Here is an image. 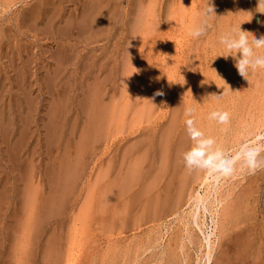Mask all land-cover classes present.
Instances as JSON below:
<instances>
[{"label": "rangeland", "instance_id": "obj_1", "mask_svg": "<svg viewBox=\"0 0 264 264\" xmlns=\"http://www.w3.org/2000/svg\"><path fill=\"white\" fill-rule=\"evenodd\" d=\"M91 1L95 2V0L94 1L91 0ZM91 1L90 0H0V193L4 194V196H5V202L1 203V211H0V220L1 221L0 222H2L3 219H5L6 221L11 219L15 223L16 220H14V217L16 216V218H17V216H20L23 214L24 210L22 211L23 207L21 205V203H22V196H21L22 194L21 193L23 190H25V189H27L33 185L34 188H36V190L38 189L37 190L38 200L41 201V199L43 200V198L45 196L47 197V194H49V192L51 194H53V192L49 191V189L50 190L53 189V191H57L56 194H58V195L63 196L64 194L65 195L67 194L69 196L63 197V198H65L64 204H63L64 208L62 205H61L62 208L61 207H60L61 209L59 208L60 210L64 209L63 212L60 211V214L53 215L55 217H53L51 215L52 218L50 216L48 218H46L45 220H47L48 222L43 221L45 223L44 225H42L43 224V222H42L41 225L43 227L41 228V226H40L39 229H40V232H42L43 230H44V232H42V234H41V237L39 239L40 241H38V239L36 240V242H35V240H32L34 243L32 241H30L31 245H29V247L24 246L25 254L28 253V251H31L33 249L32 245L35 247V249H33L32 252L34 254H36V253L37 254L35 255L36 257L33 256L34 260L32 262L29 260L30 263L35 262L33 264H37V262H38L39 264H47V263L48 264L49 263L50 264H54V263L56 264L58 261L59 263H57V264H64V262H65V264H85V262L83 263V261H84L83 256H84V253L86 250H87L86 251L87 253L90 252L92 254H95V253H93V251H96V252L101 251V253H102V251L109 249L110 246H112V245L114 246V244H116L117 241L118 242L120 241L121 243H119L118 245L121 244L122 246L123 245L126 246L129 243L130 244L133 243V244H135V245H132L133 248L135 246L136 247L138 246L137 247L138 249H136V247L133 249L131 247V245H128V249L132 248L129 250L131 252H132V250H133V252L134 251L135 252L134 253L132 252L134 254V257H132L133 254L130 253V251L128 250L127 258H128V260H134L132 258H137V259H135L137 261L136 264H146L145 262H147L149 264L148 260H146V259H149V260L151 259L150 264H158L159 260L160 261L164 260V261H162V263L160 262V264H169L170 263L169 261L172 260V256L166 257V255H167L166 252L162 255V254H160L159 251L161 249L163 250L162 247L166 248V246H164L165 244L168 245L169 238H170L169 237L170 234L168 232L171 230V234H172L173 232H176L178 230V227L176 228L177 223L173 224L172 227L169 228V231L166 232L167 234L166 233L164 234L165 237L163 239H161L162 241L161 240L158 241V243H161V244H158L157 242H155L156 236H154V239L152 237L153 235L150 236L152 233L155 232V230H154V232L151 231V233L149 235V232H148V230H150L149 228L150 227L153 228L155 224L152 222H149L151 220L150 216H149L150 214L145 209H143L144 212L146 211L144 215H146V218L148 220L142 214L143 210L141 211L142 212L141 216L139 213L136 214V213L131 212V214H130L131 217L130 216L127 217L129 219V221H126V220H128V219H126L124 223H126V225H128V226H126L124 223H123V225L125 226V228L127 227L128 231H127V229L124 228V226L121 227L122 230H126L127 232L126 231L123 232L120 228L119 229L120 233H118L119 232L118 229H117L118 232H117V230H113L111 232V234L108 232H104V231H103V233L102 232L99 233L100 226L97 227L98 225L94 226V224L91 223V226H93V228H92V227H89V225H90V223H89L85 229V231L86 230H88V231L85 233L89 234V231H90L91 237H89V238H91V239H89L88 237L84 238L85 240L89 239V241L84 240L85 243L87 242V244H85L84 241L82 242L83 239H79V238H77L76 240L71 239V241L70 240L69 241L70 242L73 241L75 243L74 244L72 242V244H74V246L72 245L73 247L71 245H69V243L66 244V242H68L67 240L69 239L68 235L65 236V234H67L66 232L68 231L67 228H69V227H67L68 225H66V224L68 223L70 225L72 223L73 224L76 223L77 225H80L78 223V221L75 220V217L77 216V212H78L77 210H79V207L83 204V201L86 198V195L88 193H90L93 189L94 190L92 193L98 192V190H97L98 187H95L100 182L97 180L99 178L98 175L101 176V174L104 173L107 168H110V170L109 169L107 170V172L110 171V173H108V175H107L108 177L106 176L107 177L106 179L107 180H111V178L113 179L114 178V170H115L114 168H116V166H117V168L119 167L117 164H119L120 160H122L120 157L122 156V154L125 151L124 146H126V144L129 145L130 142L131 143L134 142L133 140H135L134 138H137V136L140 138V135L142 134V132H143V135H141V137L144 136V134H145V137L148 136L147 131H148V133L150 132L149 136L146 138L147 139L152 138V140H148V141L150 143L152 141V146L155 144L153 146V148L155 147V149H156L157 145H156V141H155V143H153V141L157 140L158 138H161L158 140H162L163 139L162 134H164V130L166 129L164 127H168L169 125L172 126L171 131L173 132V134H175L172 136V133H171V137L168 136L169 138H171L170 145L172 146L176 140H179V137H180L179 134L186 131L185 126H183L182 129H180V128L182 127V125H185V120L187 119L184 115V112H185L184 110H185V106H186L185 105L186 102H184V100L189 99L188 95L184 91V85H183L184 83L183 82L185 81V83H186V81H189V80H187V78L189 79V76H191L190 80L191 81L193 80V82H194L193 84L195 85L196 88H198L199 86H201V85H199V83L204 84L207 82V80H209L208 81V84H209L210 81L213 80L212 76L215 77V72H213L214 70L218 73V72H220V70H218V69H220V67L222 68L224 66V68H225L227 66V65L219 66V63H218L219 68H218V66L216 67V65H217L216 63L219 62L217 58H220V57H217L214 60L212 58H214L218 55L224 54L223 46L219 44V36L221 35L222 32L227 31V29L224 28L223 26H227V28L229 29V28L236 27L237 24L239 25L240 22H242L239 20H242L245 17V15H244V17L242 16L243 11H245V7H244V4L241 3L242 0H241V2H240V0H228V1L227 0H220L221 2L219 0H213V4L215 6V13H216L217 17H213L209 20L210 27H209L207 33L204 36L196 39V38H192V37L188 36L187 27H189V25H190L189 20H187L188 16H185V14L181 15L182 16L181 18H180V16H178L180 18L179 19L180 21L177 19L178 22L176 19H174L172 17L176 16L174 9L180 8L182 5L185 7L184 4H188L191 1L193 3V4L191 3V6L192 5L193 6L189 7V9L191 8L190 11L195 14V17H194V20H196L195 23L198 22L200 19L199 14L205 5V0H157L158 1L157 4H159V5L156 4V2H155L156 0H150V2L147 1L148 3L144 0H142L143 4L140 3V2H142L140 0H139V2H137L136 0H134V1L132 0L134 2V4H132L133 2L130 0H127V1L126 0H107V1L104 0L105 1L104 7H103V4L101 3L102 7H100V8L98 7V4L95 5ZM216 1H218L220 3H217ZM224 1H226V4L228 5V7ZM244 1H246V0H243V2ZM247 1L251 2V3H253V2L258 3V0H247ZM90 2L92 3V5H90ZM107 2H108V6H107ZM130 2H132V3H130ZM150 3H151V6H149ZM45 4H47V5L51 4V5L48 7H45L46 6ZM145 4L148 6H146ZM155 4H156V7L158 6L157 7L158 12L151 10V8L153 9V7H154V9H156ZM224 4H225V6H224ZM114 5H116L117 8ZM140 5L141 6L144 5V7L142 6L143 8L141 7L142 10L139 8ZM195 5H197V6L194 7ZM241 5H243L244 9ZM41 6L42 7L44 6L46 8V10H47V8H50L51 11L48 9V11H49V13H48L44 9V7L42 8ZM59 6H61V7H59ZM145 6H146V9H145ZM218 6L219 7L222 6V7L218 8ZM226 7H227V9H226ZM223 8L226 12L223 10ZM117 9H118V12H117ZM171 9H173V10H171ZM197 9L200 11L199 13H197V11H198ZM32 10H37V13H35V15H34L35 17L33 16L34 13L31 14ZM93 10H95V11H93ZM169 10L172 11V13H170V12L169 13L172 14L173 16L167 13ZM194 10L196 11V13ZM218 10L220 11V13H219L220 15L218 14V12H219ZM258 10L264 12V7L258 8ZM258 10H256V14L260 13V12H258ZM138 11H139V13H138ZM149 11L151 13H153V11H154L155 12V13H153L154 16L156 15V12H157V15H159L160 13H162V14L159 15V17H157L159 19H156V17L154 18V16L152 17V15H150V14H149V18H148L147 14L150 13ZM92 12H94V13H92ZM97 12H99L100 14L99 13L96 14ZM179 12H180V10H179ZM44 13H46V15H44ZM126 13L127 14L129 13L128 16L126 15ZM248 13H251V11ZM29 14L31 16H29ZM55 14H57V15H55ZM92 14H93V16L97 15L98 17L97 16L93 17V16H91ZM187 14H189V12ZM262 14L260 15L261 16L260 19H261V22H264V17H263L264 13H262ZM39 15H42V16L39 17ZM142 15L145 17V18L143 17L144 20L147 18V21H144V23H146V22L148 23V20H150V19H151L150 21H153V23L151 22V25L149 23V25L151 26L150 28L148 26L146 27V25H148L147 23L145 24V33L146 34H142L145 42L143 39L140 41V38H141L140 33L141 32L139 33V35H137V33H135V30H136L135 27L136 26L133 27L135 25V22H136V24L139 23L138 26L141 25V22L143 21V19L141 18ZM224 15L225 16L227 15V19ZM87 16L91 17L92 19H94L96 17L97 18L92 21V20H89L91 18H88ZM135 16H137L139 18H136ZM150 16H151V18H150ZM169 16L172 18V20L174 22L176 20L175 23L171 22L172 24L174 23L173 24L174 26H172V24L169 22V21H172L169 18ZM221 16L225 17V19L222 18L225 20V21L223 20L225 22L223 24V26H221L223 22L220 21V19H219ZM239 16H242L243 18L241 19V17H240V19L238 18L239 20H237V17H239ZM84 17H85V19L88 18L87 19L88 21L87 20L84 21L83 20ZM134 18H136V19H134ZM175 18H177V17H175ZM138 19H139V22L137 21ZM140 19H141V21H140ZM154 19L156 20V22L154 21ZM181 20H184V21H182V23H181ZM237 21L239 23H237ZM244 21H246V18H245V20H243V22ZM219 22H221V24ZM261 22L259 21L258 23L263 26L264 24H262ZM176 23H178L179 26H181V27L175 26ZM248 23H249V25H248ZM256 23H254L253 20H251L250 22H244L241 24V28H242V30L245 29L246 31L252 32L255 35L256 34L255 30L250 31V29H252V28H249V27L251 25L253 26ZM155 24H156V26H155ZM152 25H154V26H152ZM183 25L186 28H182ZM243 25L246 27L244 28ZM171 26L174 28H172ZM154 27L156 28L155 30H154ZM129 28H131V29L128 30ZM219 28L221 29L222 32H220ZM132 29H135V30L133 31ZM146 29L147 30L151 29L152 31L148 32ZM223 29H225V31ZM132 32H133V34H131ZM150 32H153L154 34L150 33ZM262 32H263L262 35H264V31H262ZM149 33L152 34V36L150 35V37H149V35H148ZM156 34H158V35H156ZM133 35H135V36H133ZM144 35H146L147 37ZM155 35L157 36V38ZM255 36L257 37V35H255ZM151 37L153 38V40H149V39H152ZM249 38H251V36ZM257 38H259V37H257ZM133 40L135 42V45L137 44V40L140 41L138 43L139 45L137 44L139 46L137 49V52L140 53L138 57L141 60V62L142 61L145 62L142 64V66L146 65L145 66L146 68H143L140 71H143L144 69H149L150 66L152 67V68H150V70L152 69V71L156 70L155 68H157L156 72L155 71L154 72L157 73L156 77L158 79L156 80V77H155L154 85H153V81H152V86H153V88H155L156 87L155 85H157L158 88L156 87L157 88L156 92L159 91L162 93V95H155L154 94V96H153L152 93H149V94H148V92L142 93L141 89L143 86L141 83L139 84L138 82L134 85V88L132 87V89H130V92H133V94H136L135 95L136 97L144 94L143 95L144 99H146L147 96L149 97L150 95H152L154 97V99L156 100L155 101L156 105L154 104V107H156V108L153 107L154 110H152V111L150 110L148 116L141 117V120L139 118V120H140L139 123L137 122L138 123L137 125H136V123H134L135 124L134 125L132 123H130V124L126 123L128 121L132 122L131 116L133 118V115L130 116V114H134L132 111L134 110V108H136V104H135V106L131 104L130 105L131 109H129L130 112H128V109H127V112H126L127 114L124 115L127 120H125V118H123V121H125L123 123V125H125V126H122V128L124 127L123 129L120 128L122 130V132H121V130H118L120 133L115 132V129H114L115 127L113 125L114 123L108 122V126H107V124L105 125V128H104L105 130L102 128L104 132H102V130L101 131L99 130V132L96 133V136L95 135L93 136L96 139H94L92 137L94 139V140H92L90 138L91 139L90 141H93L92 143L89 142V139L88 140L86 139V140L90 144L86 145V143H85L86 141L83 142V145L84 144L86 146L89 145L88 147H85V146L81 147L79 145L81 149L80 148L77 149L78 148L77 146H78V144L81 143L80 141L82 138V134L80 132H83L84 127L86 125L85 123H87V121H88V119L86 120V118H87L86 116L89 114L88 112L91 111L90 106L94 105L95 101H98L99 97H97V99L95 97L96 96L95 94L98 93V89H100V91H101V92H99L102 94L101 98L105 95L100 100L104 101L105 98L107 100V98H110V96H111V98L108 99L109 101H107V103H109L110 101L113 102V104L110 102L111 103L110 105H112V106L114 105V96L115 97L117 96L115 98L117 101H119L121 98H123V97H121L122 94L124 93L122 91H123V89H126V88H124V87H126V85H124V79L122 78L123 77L122 71L124 69V66H126V65L122 66V63H124L122 61H125V62L127 61L126 60V53H127V56H129L128 55L129 51L127 52L125 50L130 48V43ZM142 41H143V45H142ZM141 46H142V51H141V49H139ZM196 46H198L197 49L195 48ZM193 49H196V50H193ZM191 50H193V51H191ZM216 51H218V52H216ZM124 52H125V55H124ZM260 52L262 54L261 56H264V49L262 51H260L258 49L257 55H259ZM143 53H144V57H143ZM192 56H194L195 58L194 57L192 58ZM122 57H123V59H122ZM145 58H146V60H145ZM197 58H202V59L198 60ZM221 58H223V57H221ZM212 60H213V62H212ZM188 62L189 63L192 62V63H190L191 65L188 64ZM195 63H196V65H195ZM212 65H213V67H212ZM220 65H221V63H220ZM122 67H123V69H122ZM207 67H209V68H207ZM231 67H233L234 70L236 69L234 67V61H232L231 65L229 64L227 66V68H231ZM204 69H206L209 73ZM212 69H214V70H212ZM190 71L191 72L194 71V72H192V74H191ZM210 72H212V73H210ZM250 72H252V71L250 70ZM250 72H249L250 78L248 76V80H245V81L241 77L238 78L240 76L238 74V72L236 74L234 73L235 78H234L232 83L235 84L233 88H235L236 90H235V94H233V96L235 97L237 95L236 96L237 99L241 98L240 96H242V98H244V99H242V100L238 99L239 100L238 101L236 98L233 97V98L229 99V100L232 99L231 101H226V104H225L226 107L225 106L223 107L224 108L223 111H225V109L228 110V108L230 107L231 109L229 108V110L228 111L226 110V111L228 113H230L232 111L234 114V115H232V113H230L231 115H229V117H230L229 121L232 122V123L231 122L229 123V124H231V126L228 123H227L228 125L217 123L216 126L219 127V132L217 130L218 128H216L215 131H213V138H215L214 139L215 143H217V145L216 144L214 145V148L219 149V146H218L219 144H221L220 147L223 145L225 146V144H226V147L224 148L225 150L223 149L224 151L222 149H219L220 151H222L224 153L225 159H228V158L230 159L233 156H235L234 153H236L241 148V146H243L245 144L255 146L259 142L260 143L264 142V137L256 138L257 137L256 135L258 132L261 131L262 134L264 133V114H263L264 113V104H263V102H264L263 101L264 100V91L262 90V89H264L263 88V85H264V83H263L264 77L263 76L264 75L261 74L264 72V69H258L257 71H255L256 74H252L255 72H252V73H250ZM142 73L144 74L145 70ZM193 73L196 76V78H195V76H192ZM199 75L201 76L202 80H200ZM203 75L204 76L207 75L209 77L204 79L205 77H203ZM236 75H237L238 80L241 79L240 81H238L236 79ZM259 75L261 77H259ZM210 76H211V79H210ZM255 76H257V78L259 79L260 82L263 83V85L257 81V78ZM251 77L253 80H251ZM183 78L185 80H183ZM194 79L196 81H194ZM203 79L206 81L204 82ZM121 80H123V81H121ZM235 80H237V82H239L238 86H241V87L244 86L242 88L243 91H241L242 89L240 90L241 87L237 88L238 83ZM247 81L249 82V84L247 83ZM252 81L254 82L253 84H252ZM120 82H123V83H120ZM197 82H198L199 86H197L195 84ZM256 82H258L259 85H262V87H261L262 89L261 88L259 89V85L258 86H257V84L255 85ZM211 83H212V81H211ZM241 83H242V85H241ZM243 83H245V84L243 85ZM96 85H98L99 88ZM245 85H246L247 89H248V87L251 88V86H253L254 90L257 91V93H260L261 91L263 92V93L259 94V96L257 97L258 101L256 100V102H258V103H256L255 101L251 102V98H247L249 95H250L249 97H251V95L253 93H255V91H251V89H250V91H249V89L247 91ZM120 86L123 88H120ZM91 87H93L92 91H94V92H95V88L96 89L98 88L97 92H95V93L93 92L94 95H92L93 93L90 91ZM150 88L152 89L151 85H150ZM256 89H258V90H256ZM87 91H89V93H87ZM237 91H238V93L242 92L241 94H239L240 96L238 95ZM130 92L128 89L127 95L128 94L130 95V96L128 95L129 98L130 97L134 98L135 96L132 94L134 96V97H132ZM134 92H138V93H134ZM103 93H106V94H103ZM86 94H88V95H86ZM84 95H86V96H84ZM89 95H90V97H89ZM91 95L95 98H93ZM246 95H247V97H246ZM87 96H88V98H87L88 101L85 98ZM107 96H109V97H107ZM112 96H113V98H112ZM260 96L263 98V100H262V98H260ZM140 97H141L140 101H142L143 97L142 96H140ZM118 98H120V99H118ZM178 98L182 99L181 104H183V105H181V106H183V110L181 109L178 112L179 115H177V116L179 118L180 114L183 112L181 115H184V116H180V117H185V119H183V118H180L181 120L178 119L180 121V124H179V121L176 118H174V122H173L174 124L172 125V123H169L168 121L170 120V122H172L171 120H173V117L175 114H174V111H172V113L170 111L176 108V106H174V101H176L175 102L176 104H178L181 101L180 99H179V101H177ZM83 99L84 100L86 99V101L81 102V101H83ZM90 99H94V100H91L93 103L91 101H89ZM243 100H246V101H243ZM234 101H235V103L233 104ZM260 101H261V103H260ZM89 102L92 103V105L89 106L88 105V104H90ZM237 102L239 104H242L241 108ZM81 103H83V106H81L82 105ZM254 103H256L258 106L262 105L263 107L262 106L258 107L257 105H255L256 106V108H255ZM227 104H229V106ZM252 104H253V106H252ZM237 105L239 108L236 107ZM243 105L245 108L243 107ZM246 105H248V107ZM62 106H63V108H62ZM58 107H60L61 109ZM85 107H87V109H89V111ZM130 107L128 106V108H130ZM54 108H56V110H54ZM57 108L59 109L58 113H57V111H58ZM82 108L86 109V111L88 113V114H86V116H85L86 112H84L85 110ZM247 108H249V109L247 110ZM253 108L257 112H255L253 110ZM260 108H261V111L263 110L262 112H260V111L258 112V110ZM50 109L52 110L53 113L55 112V114L51 115L52 112H50L51 111ZM169 115L172 116L171 117L172 119H169ZM177 123H178V125H177ZM5 124H7V125H5ZM127 124L131 125V126H128ZM132 125H134V127ZM156 126H157V128H156ZM224 126H227V128H229V130L227 131V128ZM125 127L126 128L129 127L128 128L129 130L127 129L128 130L127 131ZM144 127H146V128H144ZM220 127L222 130L220 129ZM162 128H164V129H162ZM225 128H226V130H225ZM54 129H55L56 133L53 132ZM133 129H136L137 131L136 130L133 131ZM180 130H182V131L180 132ZM230 130L233 132H237V133L233 134V132H230ZM51 131H52V133H51ZM123 131H125V132L123 133ZM177 131H179V132H177ZM58 132H60V133H58ZM154 132L157 134H155ZM215 132H218L217 135H215L216 137H214ZM139 133H141V134H139ZM150 134H152L151 135L152 137L150 136ZM176 134H177V137H176ZM182 134H181V136H182ZM229 134H232V135L230 136ZM236 134H238L237 137H235ZM155 136L156 137L162 136V137L155 138ZM173 137H174V139L176 138V140H173L172 139ZM231 137H232V139H231ZM83 140H85V139L83 138ZM130 140H132V141H130ZM158 140H157V143H158ZM190 140H191V138L186 141L187 142L186 145L189 144L188 141H190ZM216 140H218V141H216ZM191 142H193V143L191 144ZM191 142H190L191 145L189 146L190 148L194 144L193 140H191ZM159 143H161V144L158 145V147H157L158 149H156V150H159V149L161 150L160 147H161V145L163 147L164 140L162 142L160 141ZM186 147H188V145L185 146V149H186ZM82 148H83V150H82ZM188 148L186 149V151L190 150V148L189 149ZM77 150H82V152L84 151L83 152L84 154L81 151H80L81 152L80 153ZM77 153H78V156L83 154L82 156H80V157H84L83 160L81 158H80L81 161H79V159H77V157H76ZM155 154L156 153H152L151 157L154 156ZM156 155L159 156V154H156ZM151 157H149V158H151ZM260 157L262 159H264V150L261 151ZM149 158H148L146 163L150 162ZM155 158L156 157L154 156V158L151 159V161L156 162V160L157 161L160 160L157 158L155 160ZM68 159L71 162L73 160L74 161L72 163H70V165H69L68 162H70V161ZM75 159H77L78 161ZM62 161L63 162L65 161L66 162L65 164H67V163L68 164L65 165ZM118 161H119V163H117ZM155 162H153L155 165L160 164L159 163L160 161L158 163L157 162L155 163ZM61 163H62V165H60ZM73 163H75V164H73ZM76 163H79V164H76ZM238 163L240 164V162H237V164ZM71 164H73L74 166L76 165L75 168ZM239 164L237 165V167L239 169L237 170V167L235 165L236 170L232 174V175H235L238 172V175H236L234 177L232 175H231L232 177L222 175L221 178H219L220 184H222L225 181L227 182V183L225 182L224 184H222L223 189H224V187H226V188L231 187L235 191H237L236 189L240 188L241 185H242L241 187H243L244 183L246 184L248 179L250 181H252V179L249 177H252L254 173L250 174L247 171V169H244L242 171L241 166H239ZM108 165H109V167H108ZM59 166H60V168H61V166H63L66 169H70V172L67 170L68 176H65V177H69V179L71 178L70 180L67 181V178H62V179L59 178V180H58V177H60L59 172H60V174L62 172V171H58ZM72 169H73L74 173H75V171H76V173L75 174L73 173V175L71 177ZM104 169H105V171H103ZM263 169L264 168H260V169H258L259 171L257 170L255 172V175H256V173L258 174L256 177L257 178L256 182L258 183V181H259V183H258V185H256L257 183H255L256 189L254 190V193L252 196V201H253L252 204L256 202L255 205H257V209L255 212V215L257 217V222L260 225L262 224L261 226H264V170ZM240 170H241V172H240ZM53 175L57 176V177H53ZM55 179H56V182L54 181L55 183L60 182L59 184L61 185V182L65 181L66 184L63 185L64 184L63 183L61 186H58V184L56 185L53 182V180H55ZM64 179H66V180H64ZM260 179H262L261 180L262 182L260 181ZM227 180H229L230 182ZM70 182H72V184ZM96 182H98V183H96ZM231 184H232V186H231ZM53 185L57 186L56 190L54 189ZM66 185L70 186V187H68V190H65L67 188ZM98 185L100 186L101 183H99ZM228 185H230V186H228ZM56 186H55V188H56ZM64 186L66 188H63L62 190H60ZM236 186H237V188H236ZM51 187H53V188H51ZM258 189H260V190H258ZM39 190H41V191H39ZM198 190L202 191V188L201 189L198 188ZM47 191H49V192L47 193ZM60 191L61 192L64 191L65 193L62 194ZM232 196H230V197H232ZM146 198H148V197H146ZM253 198H255L256 200H253ZM258 198H259V201H258ZM173 200H174V196H173ZM175 200H176V198H175ZM172 205L175 207L174 202ZM173 206L171 208H173ZM257 210H258V212H257ZM61 214H63V215L59 216ZM137 216L138 217L140 216L141 219L143 217L146 221H148L149 224L145 223L144 219H143V221H141V219H139ZM58 217H59V219H58ZM60 217H62L64 219L62 220V218H60ZM132 217L135 219H132ZM213 218H215V220L218 218L216 213H215V216H213ZM60 219H61V221L65 222V223H63V222L61 223ZM138 220H140V222ZM58 221H60V222H58ZM207 221H209L210 231L214 232V234H212V239H214V237L216 236V232H218V227H217V225H216V227L214 226V223L210 221V217H208ZM254 221L255 220L253 219V221H251V222H254ZM158 222H156V223L158 224ZM5 223L4 222L2 223L3 228H0V231H1V229H2V231H4L3 229L6 228ZM57 223H58V225L55 226ZM131 223H133V224H131ZM248 223H250V222H247L246 224H248ZM53 224H55L54 227L52 226ZM59 224H61V225H59ZM242 224H245V223H242ZM49 225H50V227H49ZM131 225H137V227H140V228L138 229L136 226L135 227L133 226V229L131 230L130 229ZM140 225L141 226L143 225V226L141 227ZM0 226H1V224H0ZM58 226H60V228L62 230H64V231H62V233L60 232V230L56 231L59 228ZM62 226H63V228H62ZM241 226H243V225H241ZM244 226H243V228L240 227L241 231H244L243 234L245 233L244 229L250 228V225L245 226V227ZM52 227L55 230V236H58L59 232L61 234V235L59 234L61 239L59 238V241H57V244L54 242L55 240L53 242L48 241V240H51L50 235H52L51 233L54 232V231H52L50 233V229ZM56 227H58V228H56ZM64 227H66V228L64 229ZM95 227L97 228V230H95L96 229ZM147 227H148V229L146 230ZM8 228L9 229L6 228L5 231L6 232L9 231L10 232L9 235H11V233H12L11 242H13V239L15 237L14 236L15 235L14 234L15 229H12L9 226H8ZM131 228H132V226H131ZM66 229H67V231L65 232ZM142 229H145L146 231L142 230ZM240 229L236 228V231L237 230L240 231ZM45 230H46V233H45ZM51 230H53V229H51ZM93 230H94V233H93ZM263 230H264V227H263ZM263 230H262L263 237L261 240V242L263 241V243H260L261 245L264 244V231ZM95 231L97 233H99V235H97V233ZM114 231H116V232H114ZM121 231L123 233H121ZM241 231H240V234L242 233ZM248 232L250 234L252 233V231H250V229ZM113 233H115V234H113ZM247 233L244 235L245 236L247 235V237H248ZM62 234H64V235H62ZM88 234H87V236H90ZM101 234H103V235H101ZM158 234H160V233H158ZM194 234L197 235L196 238H200L199 237L200 233L198 231H194ZM240 234H239V236H240ZM192 235H193V233H192ZM64 236L67 237L68 239H66ZM84 236H86V235H84ZM84 236H81V237L83 238ZM63 237H64V244H63V241H61V240H63ZM78 237H80V236H78ZM148 237L149 238L152 237V239H153L152 245H154V248H150L147 246L151 240ZM119 238H121V239L124 238L123 241H124V243H127V244H124V243L122 244L123 241L119 240ZM143 238L144 239L148 238L149 241L146 239L148 242H145L147 245L143 244L144 243L143 241H146ZM44 239H46V241ZM129 240H131V242ZM141 240H143V241H141ZM199 240H197V241H199ZM216 240H218V239H216ZM240 240H241V242H239V243L241 244L243 242V239H241V237H240ZM42 241H44V243H42ZM60 241H61V243H59V245H60L61 250L59 251V249H57L56 247H59L57 245H58V242H60ZM166 241H168V242H166ZM45 242H46V244H45ZM48 242H51V244H52L51 249L48 248V246H46L48 244ZM139 242H142L143 246L146 245L147 247L146 246L141 247L140 246L141 243H139ZM23 243H25V242H23ZM89 243L91 245H88ZM194 243H196L195 246L188 243L189 245L188 246L186 245V246L189 249L187 247L186 248L183 247V248H181V251L179 250V248L174 249L173 247H170V248L176 250V254L179 256V257L176 256L175 258L178 257V259H173V261H171V264H190L191 263L190 261H192V260L194 262L192 261L191 264H196L195 261L197 260V258L199 259V257L196 255L197 253L195 252V250L198 249L196 247V245L199 247V244H197V242H194ZM217 243H218V241H215L216 245L214 247L215 248L214 251L217 249L216 248ZM55 244H56V246H54ZM77 245H79V247ZM80 245H81V250H80ZM261 245H259V246L261 247ZM30 246H31V249H30ZM40 246H41V248H40ZM53 246L58 251H53V250H55L53 248ZM70 246L72 249L74 247L76 249L74 248V250H72V249H70ZM96 246H98V248L100 250L99 249L97 250ZM26 247L29 250H27ZM84 247L87 249H85ZM194 247H196V248L194 249ZM52 248H53V250H52ZM89 248H91L92 250ZM263 248H264V246H263ZM263 248L262 247L260 248L261 252H259V253L255 251L256 248L254 250L251 249L250 251L246 250L247 252L245 250H243L244 252L248 253L247 256L245 255L246 253H244V257L246 259L242 258L241 260H239L237 258L233 259L234 258L233 257V258H231V263L233 264V262H232L233 260H234V264H235V262L240 264L241 261H243L244 263L246 262L247 264L248 263L249 264L254 263L255 260L251 261V258L254 257L253 252H256L257 254H259V257H261V258H258L257 261L259 259H261L262 262H260V260H259V262L264 263V256H263V254H261V253H263L262 251H264ZM83 249H85L84 253H82ZM147 249H148V251H147ZM182 249L184 250V252L182 251ZM186 249L190 250V251L188 252ZM64 250H66L67 258L69 257V259H67V260H66V257L64 256L65 255ZM70 250H72V251L70 252ZM143 250H145V251H143ZM155 250H156V253L159 252V255L163 256L164 259L159 258L160 256L154 257L155 254L153 256L152 255L150 256V251L155 252ZM256 250H258V249H256ZM46 251L48 252V254L50 256V259L52 260V261L50 260V262H44L43 261L42 257H44V259H45V255H46L45 252ZM51 251H53L54 253L59 252V254H61V252H64V254L62 253V256L61 255L60 256L55 255L57 257V259H56V258H54L55 256L53 255L54 254L53 252L51 253L52 255L50 254ZM185 251L188 253H186ZM167 252H168V254L173 253V252H170L169 250ZM178 252H180V253L178 254ZM40 253H41V255H40L41 258L39 256ZM44 253H45V255H44ZM215 253L216 252L213 253V257H215V255H214ZM81 254H83V255H81ZM97 254L98 253H96V256H97ZM138 254H140V255H138ZM148 254H149V256H146ZM185 254L186 255L192 254V256H185ZM249 254L252 256L250 257ZM89 255H91V254H89ZM236 255L237 254H235V256ZM145 256H146V258H145ZM183 256H185V257H183ZM233 256H234V253H233ZM62 257L65 258L64 261L61 260ZM150 257H152V258H150ZM248 257H249V259H247ZM262 257H263V259H262ZM59 258H60V260H59ZM167 258H169V259L167 260ZM38 259H39V261L41 259L42 260L39 262ZM188 259H190V261ZM212 259H214V258H212ZM53 260L54 261L57 260V261H55L53 263ZM143 260L145 262H143ZM152 260H154V261H152ZM29 261H28V264H29ZM216 261H217V259H216ZM61 262H63V263H61ZM203 263L205 264V261H202V264ZM214 263L215 262H213V264Z\"/></svg>", "mask_w": 264, "mask_h": 264}, {"label": "bare ground", "instance_id": "obj_2", "mask_svg": "<svg viewBox=\"0 0 264 264\" xmlns=\"http://www.w3.org/2000/svg\"><path fill=\"white\" fill-rule=\"evenodd\" d=\"M91 1V0H90ZM94 1V0H93ZM103 1V2H102ZM107 1V0H106ZM127 1V0H126ZM130 1H132V0H130ZM134 1V0H133ZM132 1V2H133ZM137 2H139V0H136ZM140 1H142V0H140ZM144 1H149L150 2V0H144ZM220 1V0H219ZM228 1V0H227ZM63 2V1H62ZM92 2V1H91ZM90 2V5H92V3L93 4H95V5H97L98 4V7L100 8V7H102V4H103V7H104V0H95V2H92L91 3ZM132 2H130V3H132ZM156 2V4H157V0L155 1ZM217 3H220V2H218V1H216ZM225 2V4H226V1H224ZM240 2H241V0H240ZM239 2V3H240ZM253 2V1H252ZM52 3V2H51ZM102 3V4H101ZM121 3V2H120ZM136 3V2H135ZM140 3H142L143 4V1L142 2H140ZM139 3V4H140ZM148 3V2H147ZM191 1H190V3H188V4H184L185 5V7L182 5L180 8H176V9H174L175 10V15L176 16H174V17H172V18H174V19H180L182 16L181 15H183V14H185V16H188V19L187 20H189V23H190V25H189V27L191 26V25H193L194 23H195V21L196 20H194V17H195V14L194 13H192L191 11H190V9H189V7H192L191 6ZM223 3V2H222ZM221 3V4H222ZM242 4H244V7H245V11H243V14H242V16L244 17V15H245V17L243 18L242 16H239V17H237V20H239L240 19V17H241V19L242 20H239V21H242L243 22V20H245V18H246V21L250 18V15H249V13L248 12H250L251 11V15H252V19L251 20H253V22L254 23H256L257 21L259 22H261V19H260V15L262 14V13H259V14H256V10H258V3L257 2H253V3H251V2H248L247 0L246 1H244L243 2V0H242V2H241ZM240 3V4H241ZM101 4V5H100ZM117 4V3H116ZM132 4H134V2L132 3ZM153 4V3H152ZM156 4H155V8L156 9H154V7H153V9L151 8V10H154V11H157V7H156ZM193 4V3H192ZM225 4H224V6H225ZM44 5V4H43ZM46 6L45 7H48V6H50L51 4H49V5H47V4H45ZM94 5V6H95ZM100 5V6H99ZM119 5V4H118ZM117 5V6H118ZM146 5V4H145ZM157 5H159V4H157ZM227 5V4H226ZM106 6V5H105ZM107 6H108V2H107ZM106 6V7H107ZM115 7H116V5H114ZM143 7H144V5H142ZM141 5H140V9H141V7H142ZM146 6H148V5H146ZM146 6H145V9H146ZM149 6H151V3H150V5ZM197 5H195L194 7H196ZM223 6V5H222ZM222 6H218V8H221ZM242 7H243V5H241ZM42 7V6H41ZM44 7V6H43ZM42 7V8H43ZM44 7V9L46 10V8ZM59 7H61V6H59ZM58 7V8H59ZM122 7V6H121ZM142 7V8H143ZM227 7H228V5H227ZM227 7H226V9H227ZM244 7H243V9H244ZM40 8V7H39ZM117 8V7H116ZM138 8V9H139ZM225 8V7H224ZM224 8H223V10H224ZM43 9V10H44ZM48 9L50 10V8H47V12L49 13V11H48ZM119 9V8H118ZM118 9H117V12H118ZM229 9V8H228ZM142 10V9H141ZM150 10V11H151ZM171 10H173V9H171ZM179 10H180V12H179ZM193 10V9H192ZM198 10V9H197ZM262 10V9H261ZM51 11V10H50ZM93 11H95V10H93ZM149 11V12H150ZM153 11V13H155ZM195 11V10H194ZM193 11V12H194ZM219 11V10H218ZM225 11V10H224ZM259 11V10H258ZM100 12V11H99ZM99 12H97L96 14H98ZM122 12V11H121ZM158 12V11H157ZM157 12H156V15H157ZM160 12V11H159ZM172 13V11H168L167 13L168 14H170V13ZM189 12V14H187ZM200 11L198 10L197 11V13H199ZM226 12V11H225ZM242 12V11H241ZM34 13V14H33ZM35 13H37V10H32L31 11V14H33V16L35 15ZM92 13H94V12H92ZM138 13H139V11H138ZM146 13V12H145ZM153 13H148L147 15H148V18H149V14L150 15H152V17L154 16V14ZM195 13H196V11H195ZM220 13V11L218 12V14ZM42 14V13H41ZM60 14V13H59ZM58 14V15H59ZM100 14V13H99ZM129 14V13H128ZM128 14L126 13V15L128 16ZM159 14V13H158ZM162 13H160L159 15H161ZM167 14V15H168ZM225 14V13H224ZM240 14V13H239ZM44 15H46V13H44ZM55 15H57V14H55ZM154 16V18L156 17V19H159V18H157V17H159V15H157V16ZM170 15H172V14H170ZM197 15V14H196ZM220 15V14H219ZM218 15V16H219ZM241 15V14H240ZM263 15V14H262ZM29 16H31L30 14H29ZM40 16H42V15H39V17ZM90 16V15H89ZM91 16H93V14L91 15ZM95 16H97V15H94L93 17H95ZM123 16V15H122ZM173 16V15H172ZM178 16H180V18L178 17ZM200 16V15H199ZM225 16V15H224ZM224 16H221L219 19H220V21H222L223 23H222V25L221 26H223V24L225 23L224 21V19H225V17H226V19H227V15L224 17ZM35 17V16H34ZM88 17V16H87ZM86 17V18H87ZM98 17V16H97ZM96 17V18H97ZM136 18H139V17H137V16H135ZM144 16L142 15V19H143V21L141 22V25L140 26H138V24H136V22H135V25L133 26V27H135V29H132L133 31L135 30V33H137V35H139V33L141 34V38H140V41L143 39V35L142 34H146L145 33V24L147 23H144V21H147V18L144 20V18H143ZM175 17H177V18H175ZM197 17V16H196ZM229 17V16H228ZM264 17V16H263ZM88 18H91V17H88ZM87 18V19H88ZM96 18H94V19H96ZM121 18V17H120ZM136 18H134V19H136ZM150 18H151V16H150ZM167 18V17H166ZM169 18L172 20V18L169 16ZM168 18V19H169ZM222 18H224V19H222ZM230 18V17H229ZM239 18V19H238ZM87 19H85V17H84V21H86ZM94 19H89V20H94ZM151 20V19H150ZM150 20H148V25H146V27L148 26L149 28L151 27L150 25H151V22L153 23V21H150ZM167 20V19H166ZM176 20H175V22H176ZM178 20H177V22H178ZM185 20V19H184ZM184 20H181V23H182V21H184ZM224 20V21H223ZM88 21V20H87ZM96 21V20H95ZM133 21V20H132ZM136 21V20H135ZM138 22H139V19L137 20ZM140 21H141V19H140ZM154 21L156 22V20L154 19ZM169 21V20H168ZM180 21V20H179ZM170 23L171 22H174L173 20L172 21H169ZM174 22V23H175ZM256 23V24H254L252 27L250 26L249 28H252V29H250V31H252V30H255V35H257V37H260L261 35H262V31H264L263 29H264V25L262 26V25H260L259 23ZM149 23H150V25H149ZM173 23V24H174ZM187 23V22H186ZM188 23V24H189ZM220 24H221V22H219ZM237 23H239L238 21H237ZM241 23V22H240ZM262 24H264V22H261ZM126 24V23H125ZM160 24V23H159ZM172 24V23H171ZM172 24V26H174ZM178 23H176V25L175 26H179V24L177 25ZM158 25V24H157ZM181 25V24H180ZM238 25V24H237ZM248 25H249V23H248ZM247 25V26H248ZM152 26H154V25H152ZM155 26H156V24H155ZM171 26V27H172ZM219 26V25H218ZM244 26V25H243ZM242 26V27H243ZM179 27H181V26H179ZM189 27H187V29H189ZM224 28H226L227 30H228V28H227V26H223ZM246 26H244V28H245ZM172 28H174V27H172ZM182 28H186V27H184V25L182 26ZM127 29V28H126ZM131 28H129L128 30H130ZM148 29V28H147ZM146 29V30H147ZM152 29V28H151ZM147 30L148 32L149 31H152V30ZM156 28L154 27V30H155ZM220 29V28H219ZM127 30V31H128ZM224 31H225V29H223ZM245 30V29H244ZM249 30V29H248ZM144 31V32H143ZM146 31V32H147ZM147 32V33H148ZM220 32H222L221 31V29H220ZM150 33H153V32H150ZM148 34L149 35V37H150V35L152 36V34ZM223 33V32H222ZM252 33V32H251ZM131 34H133V32L131 33ZM154 34V33H153ZM220 34V33H219ZM128 35V34H127ZM156 35H158V34H156ZM155 35V36H156ZM133 36H135V35H133ZM144 36H146V35H144ZM154 36V35H153ZM147 37V36H146ZM148 37V38H149ZM250 37V36H249ZM138 38V37H137ZM152 38V37H151ZM156 38H157V36H156ZM134 39V38H133ZM249 39H251V38H249ZM135 40V39H134ZM134 40L133 41H131V43H130V48L129 49H127V50H125V51H129V54L128 55H130V57H131V59H130V57L129 56H127V53H126V62L125 61H122V62H124V63H122V66H124V65H126V66H124V69H123V67H122V69H123V71H122V75H123V79H124V85H126V87H124V88H126V89H123V91L120 89V88H123V87H121L120 86V90L122 91V92H124L123 94H122V96L121 97H123V98H121L120 96V98H118V99H120L119 101H117L115 98L117 97H115L114 96V105L112 106V105H110L111 103L113 104V102H109V103H107V101H109L108 99H110L111 98V96H110V98H107V100H106V98H105V100L103 101V100H100V99H102L101 98V96H102V94L101 93H99V92H101L100 91V89H98L99 87H98V85H96L98 88V93L97 94H95L96 96V99H97V97H99L98 98V101H95L94 102V105H92V101L91 100H94V99H90L89 101H91L92 103H90V104H88L89 106L90 105H92V106H90L91 107V111L90 112H88L87 113V111H86V109H87V107H85L86 109H84V108H82V109H84L85 111L84 112H86L85 113V116H86V114H88L86 117V120L88 119V121H87V123H85L86 125H85V127H84V130H83V132H80L81 134H82V138H81V143L80 144H78V148L77 149H79L80 148V146L82 147V146H85V147H88V146H86L87 144H90V143H88L87 142V140L89 139V142H93V141H90L91 139L92 140H94V139H96V138H94L93 136L95 135L96 136V133H98L99 132V130L101 131L102 130V132H104L103 131V129L105 128V125L107 124V126H108V122L109 123H114L113 125H114V129H115V132H119L118 130H121L120 128H122V126H125V125H123V123L125 122V121H123V118H125V114H127L126 112H127V109H128V112H130L129 111V109H131V107H130V105L132 104V105H134L135 106V104H136V108H134V110L132 111L134 114H130V116L131 115H133V118H132V116H131V119H132V122L131 121H128V122H126V123H128V124H130V123H132V124H134V123H136V125L139 123V121L141 120V117H146V116H148L149 115V112H150V110L152 111V110H154L153 109V107H154V104H155V99H154V94L156 93V90H157V85H155L156 87V89L155 88H153V86H152V81H153V85H154V81H155V77H156V75H157V73H155L156 72V70H157V68H155L156 70H154V71H152V69L150 70V68H152L151 66L149 67V69H144L145 70V73L143 74L142 72L144 71H140L141 69H143V68H146L145 66L146 65H144V66H142V64L143 63H145V62H141V60L139 59V54L140 53H138L137 52V49H138V43L140 42V41H138L137 40V44L135 45V42H134ZM144 40V39H143ZM149 40H153V38L152 39H149ZM144 42H145V40H144ZM141 45V44H140ZM142 45H143V41H142ZM212 45V44H211ZM206 47V46H205ZM196 49L198 48V46H196L195 47ZM139 49H141V51H142V46L139 48ZM196 49H193V50H196ZM193 50H191V51H193ZM216 50V49H215ZM260 51H262L263 49H259ZM140 51V50H139ZM140 51V52H141ZM256 51V54H258L257 52H258V49L257 50H255ZM144 52V51H143ZM190 52V51H189ZM195 52V51H194ZM216 52H218V51H216ZM192 54V53H191ZM194 54V53H193ZM219 54V53H218ZM124 55H125V52H124ZM260 56L262 55L261 54V52H260V54H259ZM146 56V55H145ZM202 56V55H201ZM128 57V58H127ZM143 57H144V53H143ZM194 56H192V58H193ZM195 58V57H194ZM122 59H123V57H122ZM198 60L200 59H202V58H197ZM213 59V58H212ZM218 59V61L219 62H217L216 60V67L218 66V63H219V66H222V65H231V63H232V61H233V59L231 58V57H229L228 59H225V58H217ZM145 60H146V58H145ZM121 61V60H120ZM204 61V60H203ZM149 62V61H148ZM181 62V61H180ZM127 63V64H126ZM190 63H192V62H190ZM189 62H188V64H190ZM220 63H221V65H220ZM191 65V64H190ZM195 65H196V63H195ZM214 65V64H213ZM213 65H212V67H213ZM198 66V65H197ZM219 66H218V68H219ZM227 66L224 68V66L221 68L220 67V69H218V70H220V72H218L217 74L220 76V78L221 79H223L224 80V82L220 79V78H218L217 76H216V74H215V77H213L212 76V79L213 80H211L212 81V83H211V81H210V83L208 84V81L209 80H207V82L206 83H204V84H200L199 83V85H201V86H199L198 85V82L197 83H195L197 86H199L198 88H196L195 87V85L193 84L194 82H193V80L191 81L190 80V78H191V76H189V79L187 78V80H189V81H186V83H184L183 85H184V91H185V93L188 95V97H189V99H185L184 100V102H186L185 103V108L186 107H188V106H192V107H194L195 108V112H194V114H193V116H192V119L195 121V126L200 130V131H202L203 133H204V135H205V137H212L213 138V131H215V129L216 128H218L217 130H218V132H219V127H217L216 125H217V121H215V120H210L209 119V114L212 112V111H217V110H222L223 111V107L225 106V104H226V101H231V100H229L230 98H233L234 96H233V94H235V88H233L234 87V85L235 84H233L232 82H233V80H234V78H235V76H234V73L237 71L236 69V71L234 70V68L233 67H231V68H227ZM235 67V66H234ZM136 68V69H135ZM207 68H209V67H207ZM211 68V67H210ZM197 69V68H196ZM138 70V71H137ZM204 70H206V69H204ZM209 70V69H208ZM211 70V69H210ZM213 70V69H212ZM207 71V70H206ZM205 71V72H206ZM263 71V70H262ZM191 72V71H190ZM192 72H194V71H192ZM192 72H191V74H192ZM204 72V73H205ZM208 72V71H207ZM206 72V73H207ZM214 72V71H213ZM142 73V74H141ZM209 73V72H208ZM210 73H212V72H210ZM237 73V72H236ZM235 73V74H236ZM250 73H252V72H250ZM264 73V72H263ZM263 73H261L262 75H264ZM203 74V73H202ZM252 74H256V72L255 73H252ZM251 74V75H252ZM190 75V74H189ZM208 75V74H207ZM204 76L203 75V77H205L204 79H206V78H208L209 76ZM213 75V74H212ZM192 76H195L194 75V73H193V75ZM253 76V75H252ZM199 77H200V80H202L201 79V76L199 75ZM256 78H257V76H255ZM259 77H261L260 75H259ZM264 77V76H263ZM194 78V77H193ZM195 78H196V76H195ZM238 78H240V76L238 77ZM242 78V77H241ZM249 78H250V74H249ZM255 78V79H256ZM154 79V80H153ZM158 78L156 77V80H157ZM199 79V78H198ZM197 79V80H198ZM203 79V80H204ZM210 79H211V76H210ZM236 79H237V75H236ZM185 80V79H184ZM238 80V79H237ZM237 80H235L236 82H237ZM241 80V79H240ZM240 80H238V81H240ZM248 80V79H247ZM251 80H253L252 79V77H251ZM121 81H123V80H121ZM194 81H196L195 79H194ZM206 80H204V82H205ZM244 81H245V79H244ZM250 81V80H249ZM256 81V80H255ZM257 81L258 82H260L259 81V79L257 78ZM93 82V81H92ZM100 82V81H99ZM141 83L142 84V89H141V92L142 93H147L148 92V94L149 93H152L153 94V96L152 95H150L149 97L147 96V98L146 99H144V97H143V95H140V96H142L143 97V100L142 101H140L141 100V97L140 96H135L136 94H133V92H130V89H132V87L134 88V85L136 84V83ZM201 82V81H200ZM258 82H256L255 83V85L257 84V86L259 85L258 84ZM120 83H123V82H120ZM238 83V84H237ZM236 84H237V88H240L241 86H238L239 85V82H237ZM247 83L249 84V82L247 81ZM254 82L252 81V84H253ZM262 85H263V83L262 82H260ZM228 86H227V85ZM245 83H243V85H244ZM247 84V85H248ZM251 84V85H252ZM92 85V84H91ZM121 85V84H120ZM150 85H151V87H152V89L150 88ZM241 85H242V83H241ZM250 85V86H251ZM262 85H259V89L262 87ZM249 86V85H248ZM256 86V87H257ZM228 87H229V89H228ZM244 87V86H243ZM243 87H241L240 88V90L243 88ZM245 87H246V85H245ZM255 87V86H254ZM92 88L93 87H91V92L93 93L94 91H92ZM253 88V86H251V88H249L248 87V89H249V91H250V89H251V91H255L254 90V88ZM263 88H264V85H263ZM90 89V88H89ZM97 89L95 88V92H97ZM128 89H129V92L131 93V96L132 97H134V98H129V96L127 95V92H128ZM246 89H247V87H246ZM245 89V90H246ZM248 89H247V91H248ZM262 89V88H261ZM139 90V89H138ZM137 90V91H138ZM190 90V91H189ZM238 90V89H237ZM256 90H258V89H256ZM263 91H264V89H262ZM241 91H243V89L241 90ZM90 92V93H91ZM94 92V93H95ZM120 92V91H119ZM139 92V91H138ZM138 92H134V93H138ZM87 93H89V91H87ZM94 93L92 94V95H94ZM140 93V92H139ZM237 93H238V91H237ZM242 93V92H241ZM241 93H238V95L239 94H241ZM248 93V92H247ZM253 93V92H252ZM251 93V94H252ZM261 93H263L262 91L260 92V93H257V91H255V93H253L252 95H251V97H247V95H246V97L247 98H251V102L252 101H255L256 102V100H257V97L259 96V94H261ZM101 94V95H100ZM103 94H106V93H103ZM119 94V93H118ZM134 96H133V95ZM141 94V93H140ZM63 95V94H62ZM65 95V94H64ZM86 95H88V94H86ZM86 95H84V96H86ZM91 95V96H92ZM100 95V96H99ZM121 95V94H120ZM214 95H216V96H214ZM61 96V95H60ZM146 96V95H145ZM217 96H219V98H217ZM237 96V95H236ZM234 97V98H236L237 99V97ZM240 96V95H239ZM238 96V97H239ZM65 97V96H64ZM89 97H90V95H89ZM93 97V96H92ZM91 97V98H92ZM95 97H93V98H95ZM107 97H109V96H107ZM241 98H238L239 100L241 99H244V98H242V96H240ZM66 98V97H65ZM84 98V97H83ZM86 99L88 98V96L87 97H85ZM112 98H113V96H112ZM246 98V99H247ZM260 98H262L261 96H260ZM86 99L84 100L83 99V101H81V102H84V101H86ZM95 99V100H96ZM179 99L180 98H178V100L177 101H179ZM237 99V100H238ZM65 100V99H64ZM113 100V99H112ZM181 101L178 103V104H176L175 102L176 101H174V106H176V108L175 109H173V110H169L171 113H172V111H174V117H173V120H171L172 122H170V120L169 119H172L171 117L172 116H170L169 115V123H172V125L174 124L173 122H174V118H176L177 120L178 119H180V118H183V119H185V117H180V116H184V115H181L180 114V116H179V118H178V116L177 115H179V111L182 109L183 110V106H181V105H183V104H181V102H182V99H180ZM238 100V101H239ZM262 100H263V98H262ZM87 101H88V99H87ZM101 101V102H100ZM236 101V100H235ZM235 101L233 102V104L235 103ZM243 101H246V100H243ZM258 101V100H257ZM264 101V100H263ZM56 102V101H55ZM133 102V103H132ZM157 103V102H156ZM229 103V102H228ZM232 103V102H231ZM238 103V102H237ZM245 103V102H244ZM256 103H258V102H256ZM256 103H254V107L256 108V106L255 105H257ZM260 103H261V101H260ZM259 103V104H260ZM58 104V103H57ZM82 105L81 106H83V103H81ZM86 104V103H85ZM232 104V105H233ZM239 104V103H238ZM247 104V103H246ZM251 104V103H250ZM263 104H264V102H263ZM55 105V104H54ZM61 105V104H60ZM87 105V104H86ZM87 105V106H88ZM156 105V104H155ZM228 106H229V104H227ZM231 105V106H232ZM240 105V108H241V106H242V104H239ZM53 106V105H52ZM128 106L130 107V108H128ZM133 106V107H134ZM235 106V105H234ZM247 107H248V105H246ZM252 106H253V104H252ZM258 106V105H257ZM260 106V105H259ZM258 106V107H259ZM262 106V105H261ZM260 106V107H261ZM226 107V106H225ZM236 107H238V105L236 106ZM243 107H244V105H243ZM242 107V108H243ZM263 107V106H262ZM58 108H60V107H58ZM57 108V109H58ZM62 108H63V106H62ZM152 108V109H151ZM154 108H156V107H154ZM173 108V107H172ZM230 108V107H229ZM229 108H228V110H229ZM239 108V107H238ZM245 108V107H244ZM243 108V109H244ZM61 109V108H60ZM133 109V108H132ZM171 109V108H170ZM231 109V108H230ZM249 108H247V110H248ZM251 109V108H250ZM51 110V109H50ZM54 110H56V108H54ZM63 110V109H62ZM88 111H89V109H87ZM227 109H225V111H226ZM227 110V111H228ZM253 110H254V108H253ZM185 111V110H184ZM255 111V110H254ZM262 112L261 111V108L258 110V112ZM50 112H52V110L50 111ZM59 112V109H58V111H57V113ZM249 112V111H248ZM253 112V111H252ZM255 112H257V111H255ZM230 113H232V115H234L233 114V112L231 111ZM229 113V115H231ZM53 114H55V112L53 113L52 112V114L51 115H53ZM264 114V113H263ZM262 115V114H261ZM127 116V115H126ZM128 117V116H127ZM135 117V118H134ZM232 117V116H231ZM139 118H140V120H139ZM187 118V117H186ZM230 118V117H229ZM125 120H127L126 118H125ZM138 120V121H137ZM181 120V119H180ZM166 121V122H167ZM179 121V120H178ZM138 122V123H137ZM167 122V123H168ZM177 122V121H176ZM175 122V123H176ZM183 122V121H182ZM231 121H229L228 122V124L230 123ZM235 122V121H234ZM160 123V122H159ZM232 123V122H231ZM239 123V122H238ZM127 124V125H128ZM163 124V123H162ZM166 124V123H165ZM179 124H180V121H179ZM227 124V125H228ZM234 124V123H233ZM240 124V123H239ZM5 125H7V124H5ZM110 125V124H109ZM135 125V124H134ZM134 125H132L133 127H134ZM151 125V124H150ZM156 125V124H155ZM159 125V124H158ZM164 125V124H163ZM162 125V126H163ZM177 125H178V123H177ZM221 125V124H220ZM230 126H231V124H229ZM128 126H131V125H128ZM161 126V125H160ZM183 126H185V129H186V125H182V127L180 128V129H182L183 128ZM136 127V126H135ZM159 127V126H158ZM171 127L172 126H168V127H164V128H166L165 130H164V134H162L163 135V139L162 140H158V139H161V138H158V137H162V136H158V137H156L155 136V138H158L157 140H158V143L161 141H163L164 140V143H163V147H162V145H161V150L159 149V150H156V149H158L157 147H158V145H160L161 143H157V140H154L153 141V143H155V141H156V145H157V147H156V149H155V147L153 148V146L155 145H153L152 146V141H151V143L148 141V140H152V134H150V138L151 139H147L146 137H148L149 136V133H148V131H147V134H148V136H146L145 137V134H144V136H142L141 137V135H143V132H142V134L141 133H139V134H141L140 135V138L137 136V138H134L135 140H133L134 142H130L129 143V145L128 144H126V146H124V149H125V151H124V153L122 154V156L120 157L122 160H120V163H119V161L117 162V163H119V164H117L119 167L117 168V166H116V168H114L115 170H114V178L112 179L111 178V180H107L106 178L108 177L107 175H108V173H110V171L109 172H107V170L109 169L110 170V168H107L106 169V171H105V169L103 170V171H105L104 173H102L101 174V176H99L98 175V181H100L99 183H101V185L99 186L98 184V182H96V183H98L95 187H98V192H96V193H92L93 192V190L90 192V193H88L87 195H86V198L84 199V201H83V204L79 207V210H77L78 212H77V216L75 217V220H77L78 221V223L80 224V225H77L76 223V225L75 224H66V225H68L67 227H69V228H67L68 229V231H67V229L65 230V232L67 233V234H65V236H67L68 235V238L67 237H65L66 239H68L67 241L68 242H66V244L67 243H69V245H73L74 246V244H72V242H70L71 241V239H73V240H76L77 238H79V239H83L82 240V242L85 240L84 238L86 237H91V235H90V231H89V234L88 235H90V236H87V234L85 233V232H87L88 230H86L85 231V229H86V227L88 226V224L90 223V225H89V227H92L93 228V226H91V223L92 224H94V226L95 225H98L97 227H99L100 226V231H99V233L100 232H102L103 233V231L104 232H108V233H110L111 234V232L113 231V230H119L122 226H124L123 225V223L125 222V220L126 219H128L127 217H131V212L132 213H136V214H140V216H141V211L143 210V209H145L147 212H149V216H150V221L149 222H152V223H154L155 225H154V227L152 228V227H150L149 229L150 230H148V232H149V235H150V233H151V231L152 232H154V230H155V232L154 233H152L150 236H152L153 237V239H154V236H156L155 238V242H157L158 243V241L159 240H161V239H163L165 236H164V234L166 233V232H168L169 231V228L170 227H172V225L173 224H175V223H177L176 224V228L178 227V230L176 231V232H173L172 234H171V230L168 232L169 234H170V238H169V242L168 241H166V242H168V245H164V246H166V248H164V247H162L163 248V250L161 251H159L160 252V254H164L165 252H166V257L167 256H172V260L171 261H173V259H178V255L176 254V250H174L175 248L177 249V248H179V250L181 251V248H183V247H187L189 244H191V245H194L195 246V244L196 243H194V242H197V244H199V247L196 245V247L198 248V249H196L195 250V252L197 253L196 255L199 257V259L197 258V260L195 261V263L196 264H202V261H205V264H213V262H215L214 264H232L231 263V258H233V259H239V260H241L242 258H244V259H246L245 257H244V253H246L247 251H250L251 249H258V250H256L255 249V251L256 252H261L260 251V248L262 247L263 248V246H264V244H260V243H263V241L261 242V240H262V237H263V235H262V230H263V227L264 226H261L260 224H258V222H257V217H256V215H255V212H256V209H257V205H255L256 204V202L255 203H253L252 204V196H253V193H254V190L256 189L255 188V186L256 185H258V183H259V181H258V183L256 182L257 181V173H256V175H255V173L253 174V176L252 177H249V178H251L252 179V181H250L249 179H248V181H247V183L245 184L244 183V186L243 187H241L240 186V188H238V189H236L237 188V186H236V190L237 191H235L233 188H231V187H229V188H226V187H224V189L222 188V184H224L225 182H223L222 184H220L219 182V178H221V176H222V174H219V173H215V172H213V173H210L207 169H203V168H199L198 166H196V165H192V166H188L187 165V163H186V161L184 160V153H186L187 151H186V149L193 143V142H191V140L190 141H188L189 142V144H187L188 145V147H186V149H185V146H187L186 145V141L188 140V139H190V137H189V134L187 133V130L185 131V132H182V133H180L179 134V140H176V138L174 139V137L172 138L173 140H176L175 142H174V144L171 146L170 145V142H171V138H169L168 136H170L171 137V133H172V136L173 135H175V134H173V132L171 131ZM175 127V126H174ZM222 127V126H221ZM221 127H220V129H221ZM224 127H226L227 128V126H224ZM6 128V127H5ZM57 128V127H56ZM55 128V129H56ZM103 128V129H102ZM124 128V127H123ZM122 128V129H123ZM126 128V127H125ZM129 128V127H128ZM128 128H126V130L128 129ZM144 128H146V127H144ZM156 128H157V126H156ZM164 128H162V129H164ZM177 128V127H176ZM179 128V127H178ZM223 128V127H222ZM226 128H225V130H226ZM55 129H54V131L53 132H55L56 133V131H55ZM83 129V128H82ZM138 129V128H137ZM150 129V128H149ZM245 129V128H244ZM53 130V129H52ZM105 130V129H104ZM129 130V129H128ZM127 130V131H128ZM132 130V129H131ZM130 130V131H131ZM134 130H136V129H133V131ZM184 130V129H183ZM222 130V129H221ZM224 130V129H223ZM229 130V128H227V131ZM129 131V132H130ZM137 131V130H136ZM144 131V130H143ZM153 131V130H152ZM176 131V130H175ZM182 130H180V132H181ZM101 132V133H102ZM121 132H122V130H121ZM125 131H123V133H124ZM157 132V131H156ZM159 132V131H158ZM177 132H179V131H177ZM176 132V133H177ZM218 132H215L214 133V137H216L215 135H217V133ZM230 132H233V131H231L230 130ZM51 133H52V131H51ZM58 133H60V132H58ZM120 133V132H119ZM122 133V134H123ZM132 133V132H131ZM134 133V132H133ZM146 133V132H145ZM152 133V132H151ZM155 133V132H154ZM235 133H237V132H233V134H235ZM54 134V133H53ZM155 134H157V133H155ZM159 134V133H158ZM181 134H182V136H181ZM221 134V133H220ZM223 134V133H222ZM230 136L232 135V134H229ZM237 135L238 134H236V136L235 137H237ZM61 136V135H60ZM257 137L256 138H259V137H264V133L262 134V132L260 131V132H258L257 133V135H256ZM57 137V136H56ZM94 139H93V138ZM176 137H177V134H176ZM189 137V138H188ZM221 137V136H220ZM234 137V138H235ZM59 138V137H58ZM83 138L85 139V140H83ZM91 138V139H90ZM154 138V137H153ZM218 138V137H217ZM87 139V140H86ZM213 139H215V138H213ZM221 139V138H220ZM219 139V140H220ZM231 139H232V137H231ZM86 141V142H85ZM130 141H132V140H130ZM216 141H218V140H216ZM231 141V140H230ZM83 142H85L86 143V145L84 144L83 145ZM172 142V143H173ZM190 142H191V144H190ZM220 142V141H219ZM218 142V143H219ZM82 144V145H81ZM216 145H217V143H215ZM223 144V143H222ZM259 145H261V146H264V142L263 143H258ZM80 145V146H79ZM220 145L221 144H219L218 146H219V149H224L225 147H226V144H225V146L223 145V146H221L220 147ZM217 146V147H218ZM122 148V147H121ZM190 148V147H189ZM188 148V149H189ZM81 149V148H80ZM82 150H83V148H82ZM82 150H77V151H81L82 152ZM225 150V149H224ZM223 150V151H224ZM240 150V149H239ZM238 150V151H239ZM76 151V152H77ZM119 151V150H118ZM237 151V152H238ZM80 152V153H81ZM84 152V151H83ZM82 152V153H83ZM159 152V153H158ZM236 152V153H237ZM119 153V152H118ZM152 153H156V154H159V156L158 155H154L157 159H160V160H156V158H155V160H156V162L158 163L159 161V165H155L153 162H155V161H151V159H153L154 158V156H152L151 157V155H152ZM236 153H234L235 155H236ZM84 154V153H83ZM82 154V155H83ZM77 156V159H79V161H81L80 160V158L83 160V158L84 157H80V156H82V155H79L78 156V153L76 154ZM75 157V158H76ZM79 157V158H78ZM149 157H151V158H149ZM234 157V156H233ZM148 158H149V160H150V162L149 163H146L147 162V160H148ZM64 159V158H63ZM77 159H75V160H77ZM229 159V158H228ZM231 159V158H230ZM66 160V159H65ZM69 160V159H68ZM67 160V161H68ZM73 160V159H72ZM70 161V160H69ZM74 161V160H73ZM72 161V162H73ZM78 161V160H77ZM63 162V161H62ZM71 161L70 162H68L69 163V165H70V163H72ZM76 162V161H75ZM83 162V161H82ZM81 162V163H82ZM155 162V163H156ZM64 164L66 163L65 161L63 162ZM67 163V164H68ZM63 164V165H64ZM67 164H65V165H67ZM73 164H75V163H73ZM73 164H71V165H73ZM76 164H79V163H76ZM83 164V163H82ZM81 164V165H82ZM239 164V163H238ZM237 164V165H238ZM60 165H62V163L60 164ZM80 165V166H81ZM237 165H236V167H237ZM76 166V165H75ZM75 166L73 165V167L75 168ZM239 166H240V164H239ZM108 167H109V165H108ZM111 167V166H110ZM63 170H62V169ZM61 168H60V166H59V168H58V171H62L61 172V174H60V172H59V175H60V177H58V180H59V178H67V181L68 180H70L69 179V177H65V176H68V174H67V170L70 172V169H66L65 167H63V166H61ZM70 168V167H69ZM78 168V167H77ZM76 168V169H77ZM239 168L237 167V170H238ZM66 170V171H65ZM75 170V169H74ZM78 170V169H77ZM236 170V169H235ZM264 170V169H263ZM262 170V171H263ZM243 171V170H242ZM259 171V170H258ZM261 171V170H260ZM102 172V171H101ZM240 172H241V170H240ZM72 174H71V177H72V175H73V173H74V171H73V169H72V172H71ZM75 173H76V171H75ZM74 173V174H75ZM58 174V173H57ZM241 174V173H240ZM236 175H238V172L235 174V175H232L233 177L234 176H236ZM70 176V175H69ZM107 176V177H106ZM231 176V175H230ZM231 176V177H232ZM255 176V177H254ZM262 176V175H261ZM53 177H57V176H54L53 175ZM229 177V176H228ZM230 177V178H231ZM248 178V177H247ZM261 178V177H260ZM64 180H66V179H64ZM63 180V181H64ZM262 179H260V181H261ZM56 182V179L55 180H53V182ZM66 181V182H67ZM227 181H229V180H227ZM250 181V182H249ZM54 182V183H55ZM143 182V183H142ZM230 182V181H229ZM228 182V183H229ZM262 182V181H261ZM53 183V184H54ZM60 182H58V183H55L56 185L58 184V186H61L63 183V185H65L66 183H65V181L64 182H61V185L59 184ZM71 184H72V182H70ZM141 183V184H140ZM227 183V182H226ZM240 183V182H239ZM249 183V184H248ZM255 183H257L256 185H255ZM237 184V183H236ZM235 184V185H236ZM56 185H53V187H54V189L56 190L57 189V186ZM33 186V185H32ZM29 187V188H27V189H25V190H23L22 191V203H21V205H22V211L24 210V212H23V214L22 215H20V216H17V218H16V216L14 217V220H16L15 221V223H14V221L13 220H11V219H9L8 221H6L5 219H3L2 220V222H0V224H1V226H0V228H3L2 227V223L4 222H6L5 224V226H6V228L7 229H9L8 228V226L9 227H11L12 229H15V237H14V239H13V242H11V235H12V233H11V235H9L10 234V232L8 233V232H6L5 230H6V228H4L3 230L4 231H2V229H1V231H0V264H28V261L30 260L31 262L34 260V258H33V256H35L36 254H34L32 251H33V249H35V247L32 245V250L31 251H28V253H26L25 254V251H24V246H28L29 247V245H31L30 244V241H32V240H35V242H36V240L38 239V241H40L39 239H40V237H41V234H42V232H44V230L42 231V232H40V226H41V228L43 227L42 225H44L45 223V221H47V220H45L46 218H48L49 216L52 218V216L53 215H55V214H60V211L61 212H63V210L64 209H62V210H60L61 208H62V206H63V208H64V199L65 198H63V197H65V196H69V195H58V194H56V192L57 191H53V189H49V191H51V192H53V194H51L49 191H47V193L49 192V194H47V197L45 196L44 198H43V200L41 199V201H39L38 200V195H37V190H36V188H34V186L33 187ZM55 186H56V188H55ZM67 186V185H66ZM73 186V185H72ZM228 186H230V185H228ZM231 186H232V184H231ZM53 187H51V188H53ZM68 187H70V186H67V188L64 186V187H60L61 189L60 190H62L63 188H66L65 190H68ZM74 187V186H73ZM72 187V188H73ZM94 187V188H95ZM100 187V188H99ZM258 187V186H257ZM261 187V186H260ZM71 188V189H72ZM198 188L199 189H201L202 188V191H199L198 190ZM100 189V190H99ZM36 190V191H35ZM59 190V189H58ZM258 190H260V189H258ZM39 191H41V190H39ZM70 191V190H69ZM68 191V192H69ZM61 192V191H60ZM62 194L63 193H65L64 191L63 192H61ZM60 193V194H61ZM67 193V192H66ZM259 194V193H258ZM233 195V196H232ZM173 196H174V200H175V198H176V200L174 201L173 200ZM230 196H232V197H230ZM146 197H148V198H146ZM229 197V198H228ZM67 198V197H66ZM256 198V197H255ZM255 198H253V200H256ZM173 200V201H172ZM258 201H259V198H258ZM257 201V202H258ZM2 202H5V196H4V194H2V193H0V211H1V203ZM173 202H174V204H175V207L172 205L173 204ZM172 203V204H171ZM66 204V203H65ZM62 205V206H61ZM173 206V208H171L172 206ZM61 207V208H60ZM60 208V209H59ZM145 211V212H146ZM145 212H144V210H143V215L145 214ZM257 212H258V210H257ZM215 213L217 214V216H218V218L215 220V218H213V216H215ZM52 215V216H51ZM63 214H61V215H59V216H62ZM142 215V216H143ZM255 215V216H254ZM136 216V215H135ZM134 216V217H135ZM138 217L139 219H141V217ZM145 216V218H146V215H144ZM53 217H55V216H53ZM57 217V216H56ZM208 217H210V221L211 222H213L214 223V226L216 227V225H217V227H218V232H216V236L214 237V239H212V234H214V232H212V231H210V229H209V221H207V219H208ZM60 218H62V217H60ZM136 218V217H135ZM135 218H133L132 217V219H135ZM137 218V219H138ZM155 218V219H154ZM58 219H59V217H58ZM64 218H62V220H63ZM131 219V220H132ZM143 217H142V219H141V221H143ZM147 219V218H146ZM253 219L255 220L254 222H251V221H253ZM145 220V219H144ZM148 220V219H147ZM170 220V221H169ZM1 221V220H0ZM44 221V222H43ZM51 221V220H50ZM60 221H61V219H60ZM60 221H58V222H60ZM126 221H129V219L128 220H126ZM139 222H140V220H138ZM159 221V222H158ZM42 222H43V224H42ZM48 222V221H47ZM63 221H61V223H62ZM67 222V221H66ZM72 222V221H71ZM76 222V221H75ZM138 222V223H139ZM145 223H147V224H149L148 223V221H144ZM156 222H158V224L156 223ZM247 222H250V223H248V224H246ZM14 223V224H13ZM63 223H65V222H63ZM136 223V222H135ZM144 223V224H145ZM151 223V224H152ZM242 223H245V224H242ZM42 224V225H41ZM87 224V225H86ZM125 225H126V223H124ZM131 224H133V223H131ZM142 224V223H141ZM150 224V225H151ZM54 225L55 224H53L52 226L54 227ZM58 225V223L55 225V226H57ZM59 225H61V224H59ZM138 225V224H137ZM137 225H131L132 226V228H131V226H130V229L132 230L133 229V226L135 227H137ZM241 225H245V226H249L250 225V231H252V233L250 234L248 231H249V229L248 228H246V229H244L245 230V233L244 234H246L247 232V234H248V237H247V235L245 236L244 234H243V232L244 231H241V229H240V227L241 228H243V226H241ZM65 226V225H64ZM78 226V227H77ZM126 226H128V225H126ZM139 226V225H138ZM141 226V225H140ZM143 226V225H142ZM141 226V227H142ZM175 226V225H174ZM244 226V227H245ZM261 226V227H260ZM49 227H50V225H49ZM51 228V229H53V230H51L50 228V233L52 232V231H54L53 233H51L52 235H50L51 236V240H48V241H51V242H53L54 240V242L57 244V241H59V238L61 239V237L59 236V234H60V232L62 233V231H64V230H62L61 228H60V226H58V227H56V228H58L56 231H58V230H60V232L58 233V236H55V230H54V228ZM88 227V228H89ZM161 227V228H160ZM55 228V229H56ZM62 228H63V226H62ZM66 227H64V229H65ZM91 228V229H92ZM96 228V227H95ZM113 228V229H112ZM124 228H125V226H124ZM123 228V229H124ZM138 229L140 228V227H137ZM152 228V229H151ZM236 228L237 229H240V231L242 232L241 234H240V231L239 230H237L236 231ZM125 229H127V227L125 228ZM135 229V228H134ZM148 229V227L146 228V230ZM47 230V229H46ZM46 230H45V233H46ZM95 230H97V228L95 229ZM102 230V231H101ZM118 230H117V232H118ZM121 230H122V228H121ZM136 230V229H135ZM142 230H145V229H142ZM145 230V231H146ZM164 230V231H163ZM248 230V231H247ZM123 232L124 231H126V230H122ZM121 231V233H123ZM127 231H128V229H127ZM126 231V232H127ZM164 233H163V232ZM194 231H198L200 234H199V237L200 238H196V236L197 235H195L194 234ZM239 231V232H238ZM264 231V230H263ZM96 232V231H95ZM114 232H116V231H114ZM144 232V231H143ZM162 232V233H161ZM57 233V232H56ZM93 233H94V230H93ZM97 233V232H96ZM99 233H97V235H99ZM118 233H120V230H119V232ZM117 233V234H118ZM145 233V232H144ZM158 233H160V234H158ZM192 233H193V235H192ZM44 234V233H43ZM48 234V233H47ZM107 234V233H106ZM113 234H115V233H113ZM148 234V233H147ZM163 234V235H162ZM167 234V233H166ZM168 234V235H169ZM239 234H240V236H239ZM244 236H243V235ZM49 235V234H48ZM54 235V236H53ZM61 235V234H60ZM62 235H64V234H62ZM84 235H86V236H84ZM101 235H103V234H101ZM242 235V236H241ZM49 236V237H50ZM78 236H80V237H78ZM81 236H84L83 238L81 237ZM105 236V235H104ZM146 236V235H145ZM54 237V238H53ZM64 237H63V240H61V241H63V244H64ZM144 237V236H143ZM152 237H148L149 239H151L150 240V243H148V245L145 243V242H148L149 240H148V238H146V239H144V240H146V241H143V240H141V241H143L144 243L143 244H146L148 247H150V248H154V245H152V243H153V239H152ZM240 237H241V239H243V242L240 244L239 242H241V240H240ZM35 238V239H34ZM48 238V237H47ZM142 238V237H141ZM65 239V240H66ZM78 239V240H79ZM89 239H91V238H89ZM89 239L88 240H85V241H89ZM199 240V241H197V240ZM216 239H218V240H216ZM236 239V240H235ZM45 241H46V239H44ZM70 240V241H69ZM119 240H121V241H123L124 240V238L123 239H121V238H119ZM168 240V239H167ZM61 241L60 242H58V245L57 246H59V247H56L57 249H59V251L61 250L60 249V245H59V243H61ZM85 241H84V243H85ZM92 241V240H91ZM90 241V242H91ZM130 242H131V240H129ZM128 241V242H129ZM139 241V240H138ZM162 241V240H161ZM215 241H218V243H217V246H216V250L214 251V247H215ZM23 242H25V243H23ZM33 242V241H32ZM51 242H48V244L46 245V246H48V248H50L51 249V246H52V244H51ZM135 242V241H134ZM34 243V242H33ZM42 243H44V241H42ZM119 243H121L120 241L118 242L117 241V243L116 244H114V246L112 245V246H110L109 247V249H106L105 251H102V253H101V251H93V253H95V254H92V253H90V252H86L85 251V253H84V250L85 249H87V248H85V249H83V251H82V253H84V256H83V263L85 262V264H136V260L135 259H137V258H132V257H134V252H133V250H132V252L129 250V249H132L133 247H132V245H135V244H128V245H131V247L132 248H129L128 249V245H118ZM124 243V241L122 242V244ZM139 243H141L142 244V242H139ZM189 243V244H188ZM45 244H46V242H45ZM56 244L54 245V246H56ZM78 244V243H77ZM85 244H87V242L85 243ZM124 244H127V243H124ZM140 244V246L142 247L143 246V244L141 245ZM156 244V243H155ZM158 244H161V243H158ZM157 244V245H158ZM88 245H91L90 243L88 244ZM146 245H144L143 247H145ZM187 245V246H186ZM259 245H261V247L259 246ZM54 246H53V248H54ZM71 246H70V249H72L71 248ZM72 246V247H73ZM78 247H79V245H77ZM146 246V247H147ZM156 246V245H155ZM168 246V247H167ZM62 247V246H61ZM67 247V246H66ZM83 247V246H82ZM97 247V250L99 249L98 248V246H96ZM136 247V246H135ZM134 247V248H135ZM138 247V246H137ZM136 247V249H138ZM170 247H173L174 249H172V248H170ZM190 247V246H189ZM196 247H194V249L196 248ZM248 247V248H247ZM40 248H41V246H40ZM53 248H52V250H53ZM75 248V247H74ZM74 248L72 249V250H74ZM133 248V249H134ZM149 248V249H150ZM156 248V247H155ZM188 248V247H187ZM26 249H27V247H26ZM30 249H31V246H30ZM55 249V248H54ZM57 249H55V250H53V251H58ZM63 249V248H62ZM76 249V248H75ZM89 249H91V248H89ZM189 249V248H188ZM193 249V248H192ZM264 249V248H263ZM27 250H29V249H27ZM37 250V249H36ZM35 250V251H36ZM40 250V249H39ZM48 250V249H47ZM72 250H70V252L72 251ZM80 250H81V245H80ZM92 250V249H91ZM94 250V249H93ZM100 250V249H99ZM128 250L130 251V253H132L133 254V256L131 257L132 259H134V260H128V258H127V255H128ZM152 250V249H151ZM170 251V252H173V253H171V254H168V252L167 251ZM187 250V249H186ZM243 250H247L246 252H244ZM262 250V249H261ZM53 251H51L50 252V254L53 252ZM63 251V250H62ZM89 251V250H88ZM143 251H145V250H143ZM147 251H148V249H147ZM182 251L184 252V250L182 249ZM188 252L190 251V250H187ZM216 252L214 255H215V257H213V253L214 252ZM31 252V253H30ZM38 252V251H37ZM44 252V251H43ZM64 252H65V257H66V260L67 259H69V257L67 258V256H66V250H64ZM64 252H61V254H59V252L57 253V252H53L54 254V256L56 255H61L62 256V253L64 254ZM140 252V251H139ZM138 252V253H139ZM159 252L158 253H156V250H155V252L154 251H150V256L152 255H154V257L156 256V257H159L160 255H159ZM182 252V253H183ZM186 252V251H185ZM188 252H186V253H188ZM256 252H253V255H254V257H252L251 258V261L252 260H255V262L254 263H251V264H264V263H260V262H262L261 261V259H259L260 260V262H259V260L257 261V259L258 258H261V257H259V254H257ZM263 253H261V254H263V256H264V251H262ZM45 253H46V255H45ZM44 253V255H45V259H44V257H42L43 258V261L44 262H50V256H49V254H48V252L46 251ZM88 255H87V254ZM96 253H98L97 254V256H96ZM129 253V254H130ZM137 253V252H136ZM180 252H178V254H179ZM233 253H234V256H233ZM34 254V255H33ZM89 254H91V255H89ZM235 254H237L236 256H235ZM247 254L248 253H246L245 255L247 256ZM260 254V255H261ZM41 255V253L39 254V256ZM52 255V254H51ZM81 255H83V254H81ZM138 255H140V254H138ZM158 255V256H157ZM250 255V254H249ZM54 257V258H56L57 259V257ZM58 256V257H59ZM146 256H149V254L148 255H146ZM146 256H145V258H146ZM176 256H178L177 258H175ZM185 256H192V254L190 255H186L185 254ZM185 256H183V257H185ZM252 255H250V257H251ZM36 257V256H35ZM82 257V256H81ZM40 258H41V256H40ZM39 258V259H40ZM130 258V259H131ZM150 258H152V257H150ZM159 258H163V256H160ZM188 258V257H187ZM195 258V257H194ZM212 258H214V259H212ZM254 258V259H253ZM39 259H38V261H39ZM64 259L65 258H61V260H63L64 261ZM164 259V258H163ZM169 258H167V260H168ZM216 259H217V261H216ZM247 259H249V257L247 258ZM262 259H263V257H262ZM42 260V259H41ZM40 260V261H41ZM59 260H60V258H59ZM145 260V259H144ZM143 260V262H145ZM146 260H148V262H149V264L151 263V259L149 260V259H146ZM155 260V259H154ZM154 260H152V261H154ZM189 261H190V259H188ZM30 261H29V264H33V263H35V262H33V263H30ZM39 261V262H40ZM52 261V260H51ZM55 261H57V260H55ZM54 260H53V263L55 262ZM139 261V260H138ZM162 261H164V260H162ZM162 261H160L159 260V263L158 264H160V262L162 263ZM171 261H169L168 263L169 264H171ZM193 261V260H192ZM192 261H190L191 263H192ZM257 261V262H256ZM194 262V261H193ZM233 262V264H234V260L232 261ZM249 262V261H248ZM42 263V262H41ZM57 263H59L58 261H57ZM56 263V264H57ZM61 263H63V262H61ZM146 264H148L147 262H145ZM190 263V264H191ZM247 264L246 262L244 263L243 261H241V263L240 264ZM37 264H39L38 262H37ZM48 264V263H47ZM50 264V263H49ZM55 264V263H54ZM64 264H65V262H64ZM204 264V263H203ZM235 264H239V263H236L235 262ZM249 264V263H248Z\"/></svg>", "mask_w": 264, "mask_h": 264}, {"label": "clouds", "instance_id": "obj_3", "mask_svg": "<svg viewBox=\"0 0 264 264\" xmlns=\"http://www.w3.org/2000/svg\"><path fill=\"white\" fill-rule=\"evenodd\" d=\"M261 7H264V0H258V8ZM258 12L264 13L262 11ZM199 15V21L188 29V36L196 39L207 33L210 27L209 20L217 17L213 0H205L204 8ZM249 15L250 18L244 22L251 21L252 15L251 13ZM244 22L221 33L219 44L223 46L224 54L214 57L213 60L217 57L225 59L231 57L240 77L247 80L250 70L255 72L258 69H264V56L257 55L255 51L257 49H264V35L257 38L253 33L242 30L241 24ZM249 36H251V39H249ZM214 72L220 78L215 70ZM221 80L224 82L223 79ZM155 95H162V93L157 91ZM194 112L195 108L192 106L186 107L184 112L185 117H187L185 120L187 133L194 141L190 150L184 153V160L188 166L196 165L199 168L207 169L210 173L215 172L225 176H230L235 172L237 162H240L241 170L247 169L250 174L255 173L260 168H264V159L260 157L264 146L259 144L255 146L245 144L241 146L234 157L225 159L224 153L214 148L215 140L211 137H205L204 133L195 126V121L192 119ZM209 119L221 124H227L229 122V113L222 110L212 111L209 114Z\"/></svg>", "mask_w": 264, "mask_h": 264}]
</instances>
